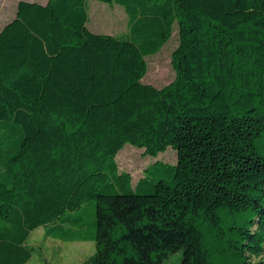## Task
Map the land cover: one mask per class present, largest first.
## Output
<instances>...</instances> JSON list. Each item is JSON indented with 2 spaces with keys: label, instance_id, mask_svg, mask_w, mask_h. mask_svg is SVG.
<instances>
[{
  "label": "trees",
  "instance_id": "16d2710c",
  "mask_svg": "<svg viewBox=\"0 0 264 264\" xmlns=\"http://www.w3.org/2000/svg\"><path fill=\"white\" fill-rule=\"evenodd\" d=\"M86 1L19 0L0 29V264L90 201L80 264H215L199 223L263 264L245 258L264 252V0H100L124 8L126 37L91 31ZM174 25L173 80L143 82ZM126 143L176 161L134 181Z\"/></svg>",
  "mask_w": 264,
  "mask_h": 264
},
{
  "label": "rangeland",
  "instance_id": "374dc122",
  "mask_svg": "<svg viewBox=\"0 0 264 264\" xmlns=\"http://www.w3.org/2000/svg\"><path fill=\"white\" fill-rule=\"evenodd\" d=\"M18 1L0 0V29L13 18ZM30 1L44 2L46 0ZM86 3L87 26L91 31L122 37L129 34L128 16L121 5L100 0H87ZM177 43L178 33L176 25H174L170 37L163 46L157 52L145 56L147 71L142 78L143 82L162 87L173 80L175 72L171 65V55ZM115 160L119 169L130 172L135 181L143 173L147 174V168L152 170L155 162V165L174 163L176 151L168 146L165 151L152 156L144 154L142 148L126 143L117 153ZM70 215L71 217H79L81 220L79 222L67 221V217H64L63 224H60L61 226L55 233H52L53 236L45 233L46 227L44 225L30 231L26 243L31 248V257L25 264H80L94 253L95 243L91 238L94 233L95 220L93 202L83 204ZM222 223L221 227L226 225ZM199 226L204 233L206 242L213 247L214 253L212 255L215 264H240L237 255L231 254L225 249L226 243L223 240L226 235H221L218 231L215 234V229L207 223H199ZM180 257V250L173 252L163 261V264H179ZM245 260L250 261V263L258 261L264 264V252L257 257L248 255Z\"/></svg>",
  "mask_w": 264,
  "mask_h": 264
},
{
  "label": "crops",
  "instance_id": "0c3cea01",
  "mask_svg": "<svg viewBox=\"0 0 264 264\" xmlns=\"http://www.w3.org/2000/svg\"><path fill=\"white\" fill-rule=\"evenodd\" d=\"M45 2V1H44ZM41 3H43V2H41ZM95 32V31H94ZM98 33H100V32H98Z\"/></svg>",
  "mask_w": 264,
  "mask_h": 264
},
{
  "label": "water",
  "instance_id": "95a60500",
  "mask_svg": "<svg viewBox=\"0 0 264 264\" xmlns=\"http://www.w3.org/2000/svg\"><path fill=\"white\" fill-rule=\"evenodd\" d=\"M5 24H7V22H6ZM5 24H4V25H5Z\"/></svg>",
  "mask_w": 264,
  "mask_h": 264
}]
</instances>
